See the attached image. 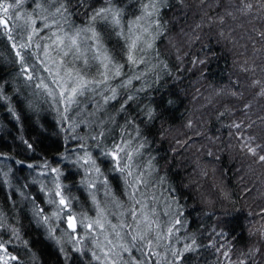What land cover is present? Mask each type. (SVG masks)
Returning a JSON list of instances; mask_svg holds the SVG:
<instances>
[{"label":"clouds","instance_id":"clouds-1","mask_svg":"<svg viewBox=\"0 0 264 264\" xmlns=\"http://www.w3.org/2000/svg\"><path fill=\"white\" fill-rule=\"evenodd\" d=\"M77 3L0 0L23 120L62 145L24 176L23 131L0 153V246L39 264V231L63 264H264V0H104L85 23Z\"/></svg>","mask_w":264,"mask_h":264},{"label":"trees","instance_id":"trees-1","mask_svg":"<svg viewBox=\"0 0 264 264\" xmlns=\"http://www.w3.org/2000/svg\"><path fill=\"white\" fill-rule=\"evenodd\" d=\"M102 6H104V0H90L89 7L87 8L77 3L73 8V12L81 13V15L74 17V19H76L78 23H85L87 18L91 15L92 10ZM2 19L3 18L0 17V26H3L1 23ZM0 86H2L3 94L10 97L12 106L22 117V122L17 123L12 113L8 111L9 102L0 100V153H10L13 151V143L19 144L16 137L21 134V131H23L28 142L36 148V152L32 153L30 157L17 154V158L24 161L23 164L19 166L23 170L20 175L24 176L28 171L29 164H34L39 168V165L44 159H54L58 151L62 150V145L57 146L54 143H50V141L54 139L51 133L56 132V130L58 131L59 128L55 121L46 118L41 122L44 128L48 130L47 133H45L41 131L39 126L32 124L31 121L23 120V117L27 115V110L24 109V95H27V93L16 91L20 85L13 81L12 76L4 70L2 66H0ZM34 103L39 107L38 100L34 101ZM8 129L11 130V135H8L6 139L5 133ZM10 141L12 143H10ZM34 187L35 186H33V188ZM12 199H16L15 193H13ZM0 203L5 205L6 210L11 207L8 194L4 191L2 186H0ZM29 237L31 239V247L37 252L39 264H63L59 251L53 249L44 241L39 231L29 232ZM4 252L9 253V255H5L10 257L7 264H17L18 252L13 245L9 244L2 246L0 253Z\"/></svg>","mask_w":264,"mask_h":264},{"label":"rangeland","instance_id":"rangeland-1","mask_svg":"<svg viewBox=\"0 0 264 264\" xmlns=\"http://www.w3.org/2000/svg\"><path fill=\"white\" fill-rule=\"evenodd\" d=\"M1 23H2L3 26H6L8 24V21L5 20V19H2L1 20ZM1 249H2V246H0V250ZM9 260H10V257L9 256H5V255L0 256V264H7L8 263L7 261H9Z\"/></svg>","mask_w":264,"mask_h":264},{"label":"snow or ice","instance_id":"snow-or-ice-1","mask_svg":"<svg viewBox=\"0 0 264 264\" xmlns=\"http://www.w3.org/2000/svg\"><path fill=\"white\" fill-rule=\"evenodd\" d=\"M75 91V90H74Z\"/></svg>","mask_w":264,"mask_h":264}]
</instances>
